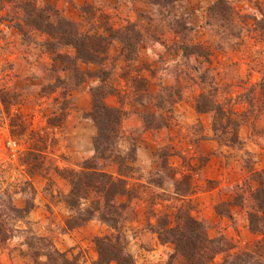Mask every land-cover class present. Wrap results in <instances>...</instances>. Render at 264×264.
Wrapping results in <instances>:
<instances>
[{"label":"rangeland","instance_id":"1","mask_svg":"<svg viewBox=\"0 0 264 264\" xmlns=\"http://www.w3.org/2000/svg\"><path fill=\"white\" fill-rule=\"evenodd\" d=\"M18 1L0 9V96L17 103L0 115V264H96L95 239L116 233L95 217L75 227L87 216L66 203L69 172L84 169L95 154L97 127L88 114L102 70L119 94L106 104L125 113L117 149L140 178L129 181L130 200L118 198L130 206L118 227L136 264H167L174 245L160 242L156 219L166 215L174 226L177 209L188 202L210 236L232 247L230 257L211 264H232L235 255L254 250L264 240L248 219L251 192L264 181V113L242 124L239 142L227 146L216 140L213 113H198L196 104L203 94L238 115L247 109L241 94L264 72V0H34L85 30L103 18L124 42L130 39L131 48L114 41L102 64L79 63L94 74L79 85L63 70L66 63L53 60L73 56L71 48L49 50L45 34L24 38L15 27ZM186 45L202 51L185 55ZM7 138L22 145L15 160L6 153ZM186 174L194 192L182 198L174 182Z\"/></svg>","mask_w":264,"mask_h":264},{"label":"trees","instance_id":"2","mask_svg":"<svg viewBox=\"0 0 264 264\" xmlns=\"http://www.w3.org/2000/svg\"><path fill=\"white\" fill-rule=\"evenodd\" d=\"M174 1L176 0H165L167 3ZM13 2L14 0H0V9L4 4ZM14 9L18 15L14 16V25L22 32L24 38H30L31 31H37L47 36V41L42 45L50 48L49 50L56 51L63 47L71 48L74 51L73 56L58 53L54 55L53 60L66 63L67 66H64L63 70L71 72L72 81H75L76 85L84 83L94 75L80 70L79 63L102 64L108 49L116 40H120L128 48L132 47L130 39L126 36L124 42L121 35H118V30L112 26L108 27L103 18H101V26L95 25L94 15L91 18L93 22H90L93 27L85 30L82 24L61 16L51 4L39 6L34 0H19ZM100 27H103V30ZM201 51L202 47L199 45L183 46L185 55L198 54ZM94 77L98 78L99 82L92 88V107L88 116L97 127V135L94 139L95 154L92 160L86 161L84 169L79 172H69L71 192L67 196L66 203L72 208H77L78 211H84L87 216L81 218L75 227L95 217L116 231L112 235L95 239L99 255L96 264H136L134 257L127 250L128 240L118 227L120 221L127 219L130 206L128 201L118 202V198L127 197L130 200L132 189L129 186V181H137L140 178L136 176L134 169L128 166L127 157L117 149L125 113L119 108L109 107L105 102L106 98L113 94L119 96L118 91L108 85V72L102 70ZM145 81L143 79V82ZM241 95H244L246 99L247 109L239 115L230 108L227 110L223 103L209 102L208 95L201 94L197 100V112L213 113V131L216 140L219 143H223L225 140L227 146L239 142L238 131L242 124L248 123L249 119L255 121L260 113H264V72L260 81L252 84ZM0 97V115L3 111L8 113V109L17 105V103L8 105L3 96ZM175 102L176 100H173L172 103ZM233 115L236 116V119H232ZM14 120L15 118L11 122ZM18 123V118H16L12 124L13 127L18 126L20 131H24L25 126L22 121L20 124ZM165 125L167 122L163 121L160 126L158 124L154 127ZM229 129L231 131H228ZM15 132L19 133V130H15ZM227 133H232L231 137L226 138ZM101 161L118 166V171L115 174L107 172L105 167H99ZM165 170L173 171L174 169L168 167ZM191 180V174L183 175L181 180L175 179V195L182 198L192 195L194 188L190 184ZM259 183L260 185L251 192L253 211L248 215L250 229L253 233L264 231V181L261 180ZM85 201H89L90 206L82 209V204ZM190 205L188 202L177 209L174 226L170 225L169 217L166 215L156 219L155 233L160 242H170L174 245V251L169 256L167 264H211L219 255L230 257L232 247L230 248L229 241L222 237L212 238L208 227L193 216ZM257 244L254 250L235 255L232 264H245L248 259L258 261V264H264V240ZM71 263L63 262V264Z\"/></svg>","mask_w":264,"mask_h":264},{"label":"built area","instance_id":"3","mask_svg":"<svg viewBox=\"0 0 264 264\" xmlns=\"http://www.w3.org/2000/svg\"><path fill=\"white\" fill-rule=\"evenodd\" d=\"M6 153L11 159H16L22 152V145L15 139L7 138L5 142Z\"/></svg>","mask_w":264,"mask_h":264}]
</instances>
